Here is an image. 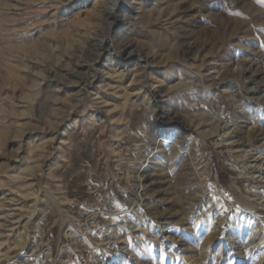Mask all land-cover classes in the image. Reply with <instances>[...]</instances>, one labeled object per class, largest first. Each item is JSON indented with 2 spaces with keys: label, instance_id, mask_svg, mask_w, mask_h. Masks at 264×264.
Here are the masks:
<instances>
[{
  "label": "rangeland",
  "instance_id": "rangeland-1",
  "mask_svg": "<svg viewBox=\"0 0 264 264\" xmlns=\"http://www.w3.org/2000/svg\"><path fill=\"white\" fill-rule=\"evenodd\" d=\"M114 4L0 0V264H264V0Z\"/></svg>",
  "mask_w": 264,
  "mask_h": 264
},
{
  "label": "bare ground",
  "instance_id": "bare-ground-1",
  "mask_svg": "<svg viewBox=\"0 0 264 264\" xmlns=\"http://www.w3.org/2000/svg\"><path fill=\"white\" fill-rule=\"evenodd\" d=\"M110 2H113V3H115L114 4V7L112 8V11H111V13H110V15L112 16V21L110 22V23H108V27H107V29L109 30V31H112L113 29H115L117 26H119V25H123V22L122 21H124V20H120V15L118 14V10L120 9V7H122V4H121V0H110ZM130 6V5H129ZM133 10V9H132ZM128 47V45L127 46H125V48H124V50H122V51H120V53H119V60H121V61H129V60H131V59H133L134 57H138V54H137V52L136 51H132V52H128V53H126L125 52V50H126V48ZM103 51L99 54V56L97 57V60L95 61V64H98L99 63V61L100 60H102V58L104 57V56H106L107 54H109L108 53V47L107 48H105V49H102ZM106 54V55H105ZM99 76L100 75H98V73H96L93 77H92V79L91 80H84V81H82L80 84H79V91H84V92H86V89L89 87V86H91L93 83H92V81L93 80H95V79H97V78H99ZM85 95V94H84ZM159 141L157 142L156 141V144H155V147L151 150V153L149 154V153H147V158L145 159V161H144V166H143V168H141L142 170L141 171H143L144 170V168H146V167H148V165L149 164H152V162L153 161H156L157 163L158 162H160V161H166L167 159V152H166V154L165 153H162V151H160V153H159V143L162 141V142H167V138L166 137H164L163 136V138H160V139H158ZM176 144V143H175ZM175 146V145H174ZM178 152V151H177ZM172 155V152H169L168 153V155ZM152 159V161L150 162L149 160H151ZM161 163V162H160ZM147 164V165H146ZM155 164V163H154ZM158 165V164H157ZM163 165V164H162ZM161 168V167H160ZM139 174V173H138ZM139 176V175H138ZM139 181H142L141 180V177H139V179H138ZM53 200H54V198H53ZM9 202V201H8ZM54 202V201H53ZM56 202V201H55ZM54 202V203H55ZM7 203V202H6ZM137 203H139V206H140V203H142L141 202V200H139V201H137V202H133V204L132 205H137ZM10 204V203H9ZM138 206V207H139ZM133 208V207H132ZM22 252V251H21Z\"/></svg>",
  "mask_w": 264,
  "mask_h": 264
},
{
  "label": "snow or ice",
  "instance_id": "snow-or-ice-1",
  "mask_svg": "<svg viewBox=\"0 0 264 264\" xmlns=\"http://www.w3.org/2000/svg\"><path fill=\"white\" fill-rule=\"evenodd\" d=\"M225 212H227V209H224Z\"/></svg>",
  "mask_w": 264,
  "mask_h": 264
}]
</instances>
